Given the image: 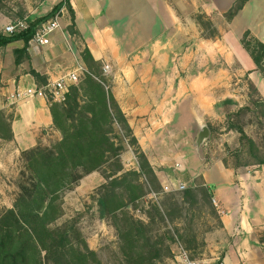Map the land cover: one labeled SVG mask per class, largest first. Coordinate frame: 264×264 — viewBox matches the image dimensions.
Wrapping results in <instances>:
<instances>
[{
  "label": "crops",
  "instance_id": "crops-1",
  "mask_svg": "<svg viewBox=\"0 0 264 264\" xmlns=\"http://www.w3.org/2000/svg\"><path fill=\"white\" fill-rule=\"evenodd\" d=\"M59 1L52 0L50 9ZM69 2L81 45L89 49L94 60L110 65L111 92L147 157L151 150L143 144L163 142L169 147L174 139L180 143L157 165L169 164L173 159L181 164L178 171L184 173L195 166L193 128L212 117L221 121L224 117L219 115L220 107L216 105L225 99H234L240 106L246 104L247 81L255 85L264 99V77L240 42L246 30L264 40V0H249L230 21L224 14L235 0ZM198 13L210 18L218 33L216 37L202 36L195 18ZM66 14V9H61L64 25L58 16L63 30L71 24ZM70 41L56 31L46 45L29 44V58L19 65H14L13 54L11 62L8 58L12 73L6 83L1 78L4 85L0 96L6 97L1 108L11 116L13 138L1 143L12 150L18 163L20 150L38 142L44 144L50 136L58 140L60 134L52 126L46 98H25L12 103L8 97L19 88L38 84L31 69L49 79L69 68V61L77 60L81 51ZM21 46L22 42L16 41L4 50L13 51ZM2 69L0 59V74L4 76ZM0 162L2 169H9L11 160L1 155ZM150 163L164 186L167 175ZM213 170L219 176L215 183L210 177ZM197 172L206 186L213 184L210 192L220 222L215 231L220 243L214 248H221L222 264H264L259 242L264 232V164L233 169L220 161L206 164Z\"/></svg>",
  "mask_w": 264,
  "mask_h": 264
},
{
  "label": "trees",
  "instance_id": "trees-1",
  "mask_svg": "<svg viewBox=\"0 0 264 264\" xmlns=\"http://www.w3.org/2000/svg\"><path fill=\"white\" fill-rule=\"evenodd\" d=\"M69 1L60 0L45 15L28 18L25 30L11 34L0 31V51L9 44L21 41L22 46L13 49V63L17 66L27 60L29 41L36 27L47 19L60 16L63 8L71 21L69 29L75 33L74 13ZM248 1L235 0L224 14L226 20H232ZM1 3L2 0L0 10ZM24 13L20 8L15 16L22 19ZM6 16L12 15L6 12ZM204 17L203 14L196 17L200 27L210 30V35L204 37H216V29L210 20L203 21ZM240 42L256 70L264 77V40H258L246 30ZM79 57L87 69L84 78L77 85L70 86L63 103L48 101L52 126L59 132L60 138L50 145L38 142L19 152L16 195L11 207L0 208V264H103L83 239L78 228V216L58 220L63 216L62 192L110 162L113 163V170L107 173L106 182L92 197L99 215L110 219L117 231L125 264H156L162 256L164 240L152 238V221L135 219L128 208L134 207L135 201L143 195L144 186L139 182L141 176L156 182L154 170L144 152L138 151V168L123 171L119 159L123 146L117 145L110 135L113 125H120L132 143L139 146L111 92V79L107 85V80L95 74L101 69V62L93 59L86 46L79 52ZM30 73L38 85L47 80L33 69ZM1 85L0 74V88ZM248 89L246 104L240 106L231 99H225L216 105L224 115V129L238 135L239 146L232 152L233 169L264 164L261 147L246 133L243 125V117L253 113L264 127V99L251 81H248ZM208 127L214 134L215 128L210 123ZM12 138L11 116L0 107V141L8 142ZM124 191L127 199L124 198ZM181 194L190 205L198 203L199 198L210 204L212 196L210 187L189 186ZM154 210L162 220L165 216L169 218V212H162L156 206ZM170 239L186 251L194 247L195 237L189 232L179 233ZM259 242L264 252V232Z\"/></svg>",
  "mask_w": 264,
  "mask_h": 264
},
{
  "label": "rangeland",
  "instance_id": "rangeland-1",
  "mask_svg": "<svg viewBox=\"0 0 264 264\" xmlns=\"http://www.w3.org/2000/svg\"><path fill=\"white\" fill-rule=\"evenodd\" d=\"M51 1L49 0V2L46 3V0H2V10H0V31L4 32V28L8 23L17 20L15 14L20 10V8H22L25 12L24 18L27 17L32 19L45 15L46 12L50 10L52 5L50 3ZM6 12H10L12 16L7 17ZM200 14L201 13L196 14V17ZM63 16L65 17V15ZM63 16L60 15L62 25H64ZM66 17H68L67 14ZM206 19L210 20L209 17L205 16L203 21ZM200 28L202 30L203 37L210 35V30L205 27ZM64 30L61 29L58 32L63 33V37L65 39L68 40L70 38L72 46L75 45L82 50L83 46L81 45V39L76 35V32L73 34L69 29V25H66ZM12 54V49H9V51H5L3 49V52L0 53V59L2 60L3 65L2 71H4V76L1 75V78H3V82L5 81L4 83H6L8 79V74L11 75L12 73L11 63L7 65L9 60L11 62ZM69 62L70 67L65 71L74 69L77 66L84 67V64L80 61L79 53L77 60L72 59ZM105 64L109 66V70L106 73L103 71V66ZM110 71V65L104 62L101 63V69L99 71L97 70V73L95 74L98 78L101 77L103 80H107L108 85L110 83ZM84 76L85 74H82L79 81L74 85H77L84 78ZM7 85L8 84L4 87H7ZM5 100V96L0 98V107L1 104H4ZM231 100L235 101L234 99ZM219 115L224 117L222 112H220ZM204 123L207 127L208 123H210L211 126L215 128V132L213 134L209 129L210 135L201 145L199 155H197L196 152H192L196 156V165H192L190 170L186 169V173L178 171L181 168V164L173 159L170 160L169 164L165 163L163 165H157L160 164L159 162L161 160H163L162 157H166V155L171 154L173 150L178 148L180 143L175 141V139L174 142L169 144V147L163 142H148L143 144L151 150L150 152L148 151V157H150V160L147 157V154L144 153L149 163L152 162L154 164L153 166H156L155 169L159 173H165L167 175L166 176L164 174L167 179L165 185H168L169 183H178L179 181L184 183L186 188L189 186L193 188L208 187L205 185L202 177L196 175L198 173L197 171L202 166L210 163L212 164V162L218 163L221 161L225 167L232 168L234 163L232 152L239 146L237 141L238 135L233 131H226L224 129V118L220 121L218 118L212 117V120L205 119ZM243 125L246 133L261 147V153L264 156V127L258 123L255 114L248 113L245 115L243 117ZM110 135L117 145L122 144L123 146V148L119 151V159L123 166V171L136 170L138 168V151H143L141 145L137 142L139 146L138 148L134 143H132L131 138L126 134L121 126L117 124L113 125V130ZM55 141L56 138L54 136H50L46 139L44 145H50ZM191 146L194 149L195 138H191ZM1 155H4L5 158L7 157L11 160V165L8 170H4L2 169V162H0V208L11 207L12 201L17 192L16 182L20 168V163L16 162L12 150L7 149L6 145L0 141V156ZM249 166L246 167L248 168ZM113 168V163L110 162L100 170L84 176L76 185L73 186V188L63 191L61 194L63 216L58 221L68 219L72 216H78V228L82 237L87 242L90 249L97 253L98 259L103 264H125V259L121 252V242L118 238L117 231L110 219L102 218L99 215L96 203L92 197L96 195L100 185L106 182L105 176L107 173L112 171ZM215 170H213L210 175L212 180L214 179V183L219 180L218 172L215 173ZM156 178L157 180L154 182L145 175L141 176L139 178V182L144 186L143 195L135 201L134 207L128 206L130 214L135 219L143 222H147L149 220L152 221L151 235L153 239L164 240L161 250L162 256L156 261V264H168L174 259V257L178 254L181 245L178 242L170 241V238L177 236V234L182 232H189L195 237V242L192 244L194 247L187 250L190 257L218 259L220 261L219 256L221 248H214L216 245L219 246L218 243H220L219 238H215V231L219 229L220 222L213 197L211 196L210 204L202 198H199L198 203L190 205L188 202L183 200L181 191L165 192L157 175ZM210 188H213V184L210 185ZM153 194H155V196H153ZM124 198L127 199V193L125 191ZM154 206L159 208L162 212H169V218L165 216L164 220H162L154 210ZM214 209L215 213H213Z\"/></svg>",
  "mask_w": 264,
  "mask_h": 264
},
{
  "label": "built area",
  "instance_id": "built-area-1",
  "mask_svg": "<svg viewBox=\"0 0 264 264\" xmlns=\"http://www.w3.org/2000/svg\"><path fill=\"white\" fill-rule=\"evenodd\" d=\"M28 18L17 19L13 22L8 23L5 28V33H14L25 30L28 28ZM61 25L58 20V16L47 19L40 23L29 41V44H35L37 46L46 45L49 43V39L56 31H60ZM109 66L105 64L103 66L104 73L108 72ZM87 70L82 66H77L74 69L64 71L59 76L49 78L44 84H32L30 86L19 88L14 93H11L8 100L12 103H16L21 99L32 98V97H44L48 101L63 103L66 99V94L70 86L76 84L80 76L85 74ZM185 184L182 182L166 184L163 186L164 191H175L179 192L184 190ZM155 196V194H153ZM214 201V200H213ZM168 264H222L218 259H206V258H193L190 257L186 250L180 247L178 254Z\"/></svg>",
  "mask_w": 264,
  "mask_h": 264
},
{
  "label": "water",
  "instance_id": "water-1",
  "mask_svg": "<svg viewBox=\"0 0 264 264\" xmlns=\"http://www.w3.org/2000/svg\"><path fill=\"white\" fill-rule=\"evenodd\" d=\"M210 135L209 128L206 125H198L193 128V136L195 138V152L200 153L201 145L208 139Z\"/></svg>",
  "mask_w": 264,
  "mask_h": 264
}]
</instances>
